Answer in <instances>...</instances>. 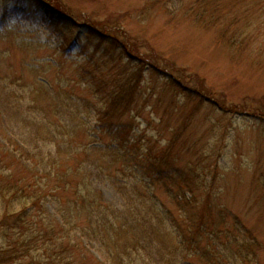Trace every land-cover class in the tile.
Returning a JSON list of instances; mask_svg holds the SVG:
<instances>
[{
    "label": "trees",
    "instance_id": "trees-1",
    "mask_svg": "<svg viewBox=\"0 0 264 264\" xmlns=\"http://www.w3.org/2000/svg\"><path fill=\"white\" fill-rule=\"evenodd\" d=\"M123 39L106 48L116 49L117 68L109 51L110 59L94 54L77 68L79 85L68 80L65 97L46 92L47 106L34 96L36 81L18 96L0 81V264H264V239L240 210L221 207L217 177L202 179L170 159L181 131L164 153L140 152L129 122L139 117L132 114L144 69ZM82 84L90 98L75 92ZM94 172L117 205L96 188Z\"/></svg>",
    "mask_w": 264,
    "mask_h": 264
},
{
    "label": "rangeland",
    "instance_id": "rangeland-1",
    "mask_svg": "<svg viewBox=\"0 0 264 264\" xmlns=\"http://www.w3.org/2000/svg\"><path fill=\"white\" fill-rule=\"evenodd\" d=\"M200 1L0 0V81L15 96L36 81L34 96L47 106L46 92L65 97L68 80L79 85L77 68L94 54L112 55L110 67L117 68L116 49L106 48L125 37L143 63L136 68L144 69L142 101L132 114L139 117L129 122L133 138L141 137L140 152L153 146L164 153L181 131L171 150L175 166L217 177L212 192L221 195V207L240 210L264 239V0ZM75 92L90 98L84 84ZM234 105L247 112L232 113ZM92 179L117 205L104 176L94 172Z\"/></svg>",
    "mask_w": 264,
    "mask_h": 264
}]
</instances>
